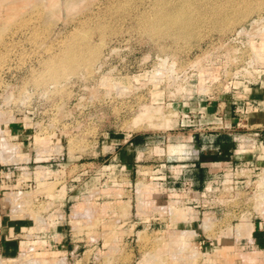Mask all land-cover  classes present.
Returning <instances> with one entry per match:
<instances>
[{"label":"rangeland","instance_id":"rangeland-1","mask_svg":"<svg viewBox=\"0 0 264 264\" xmlns=\"http://www.w3.org/2000/svg\"><path fill=\"white\" fill-rule=\"evenodd\" d=\"M260 82L264 0H0V217L17 244L0 264H264L263 178L256 195L228 168L197 208L154 180L190 135L233 134L218 96Z\"/></svg>","mask_w":264,"mask_h":264},{"label":"crops","instance_id":"crops-1","mask_svg":"<svg viewBox=\"0 0 264 264\" xmlns=\"http://www.w3.org/2000/svg\"><path fill=\"white\" fill-rule=\"evenodd\" d=\"M253 97L264 99V93L256 91ZM230 121L232 122V120ZM263 123L264 112H259L250 117L248 128H256ZM239 134L241 131L233 134L228 133L227 137L213 134L190 135L186 141L187 144H178L170 149V155H176L178 159H185L179 161L182 164L172 166L170 169H166L164 164L160 165L159 170L154 171V173H159L155 179L165 180V183L161 184L170 186L174 182L169 175L172 173L174 174L172 178L176 180V186H183L184 192L188 188L187 185H191L189 192L184 193L181 190L180 197L184 199L185 197L199 196V191L208 184L212 177L221 174L237 163L255 161V167H264V149L259 153V158L254 159L252 153L245 152L240 148L237 143ZM260 139L264 144V132L261 133ZM138 161L135 158L126 166L130 170H135V168H139ZM256 223L259 224L258 221ZM261 226H264V221L261 222ZM15 227L16 225H12L9 220L0 217V252L3 254L12 255L15 252L17 245L13 236L16 231Z\"/></svg>","mask_w":264,"mask_h":264},{"label":"built area","instance_id":"built-area-1","mask_svg":"<svg viewBox=\"0 0 264 264\" xmlns=\"http://www.w3.org/2000/svg\"><path fill=\"white\" fill-rule=\"evenodd\" d=\"M257 84V82L255 83ZM256 91H262L264 93V86L260 82V88H252V87H239V86H234L233 91L230 92H224L223 94H220L218 96V103L216 105V111L214 113V116L216 118V126L221 129H225L237 133L241 131V134L238 135V140L237 143L239 144L240 148L245 151L249 152L250 154H253V158L257 159L259 158V153L261 152L262 149H264V144L262 140L260 139L261 133L264 132V123L261 125H258L256 128L249 129V119L252 115L257 114L259 112H264V99H257L254 98L253 95L255 94ZM205 102L208 103V106L212 104V100L208 94H206V99ZM215 107V105H212ZM232 120V122L230 121ZM208 125H213V122H205L204 126H206L205 129H208ZM204 130V129H203ZM202 130V131H203ZM243 131V132H242ZM204 132V131H203ZM198 134H202L199 132ZM254 162H240L235 165H233L230 168V175L233 174H241V173H248L250 174V185L253 187V194H258V192L261 190L258 182L261 178L264 180V167L258 168L255 167ZM171 179L174 181L172 185H164L161 183H165V180H159V179H154L155 184L157 187H160L163 189L164 194L167 195V193H171V195L176 198H179L181 190L184 192V189L181 187H177L175 183V179H173L172 173H169ZM226 174L223 172L217 176H214L211 178V180L204 186L199 191V195L201 198H203V203L198 204L199 202H195L194 200L190 199L189 201H185L188 205L192 206V208H197L198 205H201L204 207L205 204L210 203V193L213 192L214 190L209 189V185L211 183L220 181L222 180ZM235 178V177H234ZM7 181V176L3 168L0 166V196H2V192L4 190H7L8 188L6 187V182ZM247 181H241V180H236L234 185L241 187V188H247L249 184H246ZM188 188L186 189L185 192H189L191 185H187ZM166 188V189H164ZM264 189V186H263ZM184 192V193H185ZM190 195V193H189ZM191 201V202H190ZM178 203V201H177ZM198 204V205H197ZM259 209L263 210L261 207L264 208V205L261 206L258 204ZM261 215H264V211L260 213ZM258 227H261V222L264 221V218L261 216L256 217Z\"/></svg>","mask_w":264,"mask_h":264},{"label":"bare ground","instance_id":"bare-ground-1","mask_svg":"<svg viewBox=\"0 0 264 264\" xmlns=\"http://www.w3.org/2000/svg\"><path fill=\"white\" fill-rule=\"evenodd\" d=\"M12 212H13V211H12ZM30 262H31V261H30ZM27 263H28V262H27ZM27 263H26V264H27ZM31 263H32V262H31ZM35 263H36V261H35Z\"/></svg>","mask_w":264,"mask_h":264}]
</instances>
